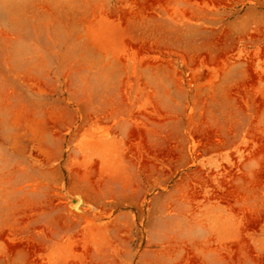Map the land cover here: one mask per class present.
Returning a JSON list of instances; mask_svg holds the SVG:
<instances>
[{
    "label": "rangeland",
    "instance_id": "1",
    "mask_svg": "<svg viewBox=\"0 0 264 264\" xmlns=\"http://www.w3.org/2000/svg\"><path fill=\"white\" fill-rule=\"evenodd\" d=\"M141 1L0 0V264H264V0Z\"/></svg>",
    "mask_w": 264,
    "mask_h": 264
},
{
    "label": "bare ground",
    "instance_id": "2",
    "mask_svg": "<svg viewBox=\"0 0 264 264\" xmlns=\"http://www.w3.org/2000/svg\"><path fill=\"white\" fill-rule=\"evenodd\" d=\"M150 1H151V0H150ZM153 2H155V1H153ZM156 2H157V1H156ZM156 2H155V3H156ZM139 4L142 5V6H144L143 9H144L145 7H148V5H149L148 2H147V0H143V1H141V3H139ZM153 4H154V3H153ZM153 4H152V5H153ZM136 7H138V5H136ZM136 7H135V8H136ZM141 9H142V7L140 8V10H141ZM147 9H148V8H147ZM140 10H139V12H140ZM136 11H137V10H136ZM137 13H138V12H137ZM138 14H140V13H138ZM142 47H143V46H142ZM139 48H140V47H139ZM222 53H223V52H221L219 55H221ZM207 55H208V54H207ZM219 55H217V56H218L217 58H219ZM201 57H202V56H201ZM201 57H200V58H201ZM222 57H223V56H222ZM219 59H220V58H219ZM219 59H218V61H219ZM208 60H209V59H208ZM215 60H217V59L215 58ZM214 62H215V61H214ZM211 63H212V62H211ZM76 208H77V207H76ZM23 246H24V245H23ZM14 247H15V246H14ZM7 248H9V247H7ZM12 248H13V247H12ZM10 249H11V248H10ZM13 249H14V248H13ZM24 249H25V248H24ZM5 250H6V249H5ZM8 250H9V249H8ZM14 250H15V249H14ZM17 251H18V250H17ZM25 253H26V252H25ZM27 259H28V258H27ZM26 264H27V263H26Z\"/></svg>",
    "mask_w": 264,
    "mask_h": 264
}]
</instances>
